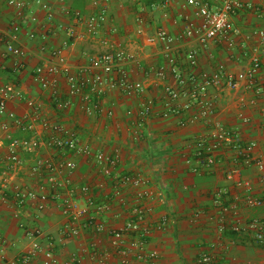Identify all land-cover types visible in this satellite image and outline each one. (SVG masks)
<instances>
[{
    "label": "built area",
    "instance_id": "obj_1",
    "mask_svg": "<svg viewBox=\"0 0 264 264\" xmlns=\"http://www.w3.org/2000/svg\"><path fill=\"white\" fill-rule=\"evenodd\" d=\"M57 1L63 14L73 21L62 28L65 38L60 45L48 50V33H27L31 39L39 36L40 52L48 51V61L46 57L41 58L42 62L33 69L32 78L42 89L50 92L55 108L67 112L77 106L85 115L92 116L101 112V100L109 90L115 89L128 97H137L136 117L132 123L134 141L140 140L142 127L154 114L163 118L174 116L180 127L198 122L210 123L211 127L206 135L199 136L188 144L189 154L185 157V163L191 172L198 173L203 167L217 163L218 152L224 148L235 152L236 166L227 173V177L234 181L240 192L231 196L225 188L214 191L213 204L218 210L216 233L222 236L231 231L237 238L264 246V219H243L240 215L241 206L254 209L264 203V199L253 192L250 182L240 177L242 167L254 164L259 179L264 182V160H254L252 156L257 143L247 142L237 131L218 122L211 123L210 120L215 110V99L210 92L212 89L222 92L225 88L251 90L253 97L249 101L241 98L238 104L241 107L246 104L256 107L264 119V85L259 79V72L264 65V29L252 32L258 37V43L248 48L242 30L233 21V17L242 10L264 16V9L246 0H184L182 7L194 8L195 17L181 13L185 22L178 33L172 34L160 27L153 33L143 35L146 44H160L163 51L164 63L152 67V74L160 81L164 82L170 77L175 82V85L163 84L165 98L158 112L153 98L146 96L147 87L130 78L128 65L133 60V55L117 38L120 30L110 16L111 0H87L84 9L73 8L68 0ZM126 1L134 4L140 2ZM34 3L43 10L47 21L51 22L54 17L52 4L46 0H34ZM7 5L24 10L26 2L8 0ZM168 5L169 0L152 1L150 8L155 10ZM30 18L31 22H37V17L32 13ZM135 21L139 25L137 34H144L142 14L138 13ZM78 26L82 29H78ZM20 33L21 26L17 23L0 29V42L4 43L5 54L19 60L26 54V50L20 45ZM86 39L96 44V51L85 53L86 61L83 64L71 66L66 59L65 49L75 41ZM188 42L197 43L201 49H207L213 43L228 50L238 49L247 56L249 63L234 74L229 73L223 63L216 64L211 72L205 71L199 65V47H186ZM174 46L184 48L182 58L174 53ZM19 60L15 62V70L23 66ZM61 79L66 86L64 90L59 85ZM13 99L23 101L31 112L19 116L9 111L8 102ZM43 107L41 101L27 97L13 83L0 86V119L6 118L0 121V131L7 141L6 151L3 153L1 149L4 142L0 138V155L3 154L0 156V203L12 202L16 209H21L29 201H36V209L41 212L46 209L49 201H59L61 214L66 219L61 230L62 239L78 237L83 230L93 233L94 242L88 248H83L92 264H109L113 257L117 264H160L161 256L158 251L150 250L147 246L151 232L163 229L166 219L153 218L150 202L156 198V193L150 180L140 172L121 173L118 151L112 154L93 151L91 145L75 129L67 127L60 120L42 117ZM112 114V108L106 111L107 116ZM127 114L132 115L134 111L128 110ZM239 118L244 123L250 121L242 112L239 113ZM37 124L45 132V139L37 131ZM11 127L27 136H13ZM42 146L85 159L92 158L101 179L94 185L74 184L71 175L77 168L76 162L72 159L55 161L42 158L38 155ZM21 152H28L35 157L30 166V174L42 175L44 178L37 186L12 183L24 165ZM63 173L66 175L60 178L59 175ZM107 183L110 189L106 192ZM95 189L98 193H103L102 201L97 199ZM119 207L125 208V213L118 210ZM109 214L119 222L118 225L107 226L106 216ZM19 227L24 229L28 246L15 258L5 259V264H36L35 260L42 251V232L38 227H28L22 221L19 222ZM103 236L108 239V248L102 245ZM51 243L49 241L50 245ZM44 255L51 264L58 263L51 248ZM78 259L76 255L73 256L75 262ZM195 264H216V257L202 253ZM230 264L238 263L232 260Z\"/></svg>",
    "mask_w": 264,
    "mask_h": 264
},
{
    "label": "crops",
    "instance_id": "obj_2",
    "mask_svg": "<svg viewBox=\"0 0 264 264\" xmlns=\"http://www.w3.org/2000/svg\"><path fill=\"white\" fill-rule=\"evenodd\" d=\"M8 0H0V29L11 23L21 26L20 45L26 50L24 58L20 60L12 55L5 54L4 43L0 42V86L13 83L27 97L41 101L43 109L41 116L49 120H60L67 127L75 129L80 137L88 142L93 151L120 154L119 171L121 173L140 172L150 180L155 190L156 198L150 202L153 208V218L166 219L163 229L154 230L148 239V249L156 250L160 254V264H195L202 253H209L216 257V264H230L235 260L238 264H264V246H259L249 240L237 238L235 234L226 232L219 236L216 233V216L218 210L213 204V193L217 189L225 188L231 196L238 194L240 189L234 181L228 179L227 173L234 167L235 152L224 148L218 152V162L209 167H203L198 173L190 171L185 163L189 154L188 144L195 138L206 135L211 127L210 123L198 122L185 127L178 125L174 116L163 118L157 114L149 117L142 127L140 140L132 138V123L136 117L137 97H128L118 90H109L101 100V112L87 116L79 107L75 106L67 112L57 110L53 104L50 92L42 89L32 78L33 69L45 59L47 53L39 51L41 40L37 35L34 39L28 37L29 31L36 34L48 33V50L60 45L65 38L63 27L73 23L57 6H53L54 18L47 21L44 12L34 0L26 2L24 10H18L7 5ZM152 1L140 0L139 3H130L126 0H111L110 16L120 30L117 38L133 55V60L128 65L129 75L132 80L142 82L146 87V96L153 98L155 110H161V102L165 98L163 84L175 85L172 78L160 81L156 78L151 68L164 63L163 51L160 44L148 45L144 36L153 33L156 28H164L169 33H178L184 26V19L180 14L195 17V9L183 8L184 0H169L167 7L150 8ZM256 7L264 9V0H246ZM73 7V5L71 4ZM75 8V7H73ZM142 8L143 12H142ZM37 17V22H31L30 14ZM137 13L142 14L144 21L142 27L144 34L138 35L139 25L135 21ZM234 23L242 30L248 48L257 45L258 37L253 31L264 29V16L242 10L233 17ZM78 29H82L78 26ZM249 34V35H248ZM186 47H199L195 42H188ZM96 44L91 40H78L65 49L64 53L68 63L76 67L83 64L85 53H94ZM183 47L174 46L173 51L182 58ZM46 60L48 61V58ZM22 61L23 66L15 70V62ZM223 63L229 73H237L245 68L249 61L247 56L238 49L228 50L220 44L213 43L207 49L199 47L200 68L211 72L216 64ZM259 79L264 85V65L259 72ZM60 80L61 89L66 86ZM210 95L215 99L214 114L211 123H221L238 133L247 142H256L252 151L254 160H264V119L258 109L250 104L240 106L239 99L249 101L253 97L251 90L244 88L233 90L225 88L222 92L212 89ZM113 109L111 116L106 115L108 109ZM8 110L22 116L31 110L23 101L13 99L8 102ZM133 110L134 114L128 115L127 111ZM242 112L249 118L244 123L239 118ZM6 120L1 118L0 121ZM9 121V120H7ZM10 123V121H9ZM37 131L42 138H46L41 125L37 124ZM11 134L16 137L27 135L11 127ZM0 131V138L4 142L1 151H6V140ZM1 154L0 156H2ZM38 155L42 158H51L55 161L72 159L77 168L72 173V182L78 186L82 184L94 185L101 177L98 168L91 159L61 153L55 149L42 146ZM24 162L18 176L12 183L23 186H37L43 182L42 175H31L30 166L35 157L28 152H21ZM1 170V166H0ZM66 174L59 175L63 178ZM240 177L250 182L253 192L264 199V182L259 179L258 170L254 164L242 167ZM109 182V179H107ZM109 185L105 188L109 190ZM99 201L104 199L103 193L95 189ZM36 201H29L21 209H16L12 202L0 203V264H5V259H13L22 253L28 246L24 229L19 227L22 221L28 227H38L42 251L36 258V264H51L45 257V252L52 249L58 260L57 264H92L90 256L83 252L88 248L95 237L88 230H83L78 237H65L62 239V227L66 219L61 214L59 201H49L46 209L38 212ZM118 210L125 213V208ZM241 218L258 217L264 219V203L259 208L248 209L241 206ZM111 214L106 216L107 226H116ZM51 241V245L49 244ZM232 241H234L232 243ZM102 245L108 248V239L103 236ZM228 246V248L226 247ZM79 257L78 261L73 256ZM109 264H117L113 257Z\"/></svg>",
    "mask_w": 264,
    "mask_h": 264
},
{
    "label": "rangeland",
    "instance_id": "obj_3",
    "mask_svg": "<svg viewBox=\"0 0 264 264\" xmlns=\"http://www.w3.org/2000/svg\"><path fill=\"white\" fill-rule=\"evenodd\" d=\"M46 1H49L50 3H52V4L54 5V7L57 6V10H61V5L58 3L57 0H46ZM74 1H75V0H68V3H69V4H73ZM86 4H87V0H83L81 9H84L85 6H86ZM52 7H53V6H52ZM53 14H54V11H53ZM137 14H138V13H137ZM137 14H136V15H137ZM53 18H54V17H53ZM52 20H53V19H52Z\"/></svg>",
    "mask_w": 264,
    "mask_h": 264
},
{
    "label": "trees",
    "instance_id": "obj_4",
    "mask_svg": "<svg viewBox=\"0 0 264 264\" xmlns=\"http://www.w3.org/2000/svg\"><path fill=\"white\" fill-rule=\"evenodd\" d=\"M82 2H83V0H75V1L73 2L72 5H73V7H75V8H80V9H81V7H82ZM228 232L234 234V233L231 232V231H228Z\"/></svg>",
    "mask_w": 264,
    "mask_h": 264
}]
</instances>
